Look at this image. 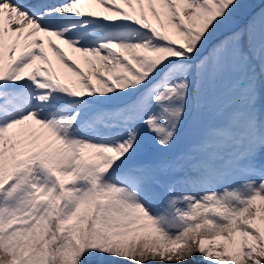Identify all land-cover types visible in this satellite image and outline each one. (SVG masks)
Listing matches in <instances>:
<instances>
[{
    "label": "snow or ice",
    "instance_id": "obj_1",
    "mask_svg": "<svg viewBox=\"0 0 264 264\" xmlns=\"http://www.w3.org/2000/svg\"><path fill=\"white\" fill-rule=\"evenodd\" d=\"M0 264H264V0H0Z\"/></svg>",
    "mask_w": 264,
    "mask_h": 264
}]
</instances>
